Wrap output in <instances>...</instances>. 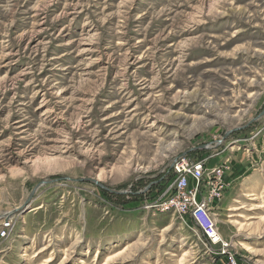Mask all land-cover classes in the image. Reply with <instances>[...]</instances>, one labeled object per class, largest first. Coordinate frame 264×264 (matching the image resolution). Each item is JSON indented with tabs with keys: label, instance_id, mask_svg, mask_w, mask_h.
<instances>
[{
	"label": "rangeland",
	"instance_id": "1",
	"mask_svg": "<svg viewBox=\"0 0 264 264\" xmlns=\"http://www.w3.org/2000/svg\"><path fill=\"white\" fill-rule=\"evenodd\" d=\"M182 153L264 264V0H0V264H214L161 205Z\"/></svg>",
	"mask_w": 264,
	"mask_h": 264
},
{
	"label": "built area",
	"instance_id": "2",
	"mask_svg": "<svg viewBox=\"0 0 264 264\" xmlns=\"http://www.w3.org/2000/svg\"><path fill=\"white\" fill-rule=\"evenodd\" d=\"M168 168L172 179L165 190V200H161L164 210H172L175 214L187 216L194 221L203 234L206 245L217 248L215 254L219 256H215L217 258L214 264H241L238 256L232 252L233 245L222 238L214 220L213 204L221 198L224 187V184L220 183L221 167L217 166L210 172L206 156L182 153L171 160ZM218 175L220 176L217 178ZM157 204L149 201L151 209L155 210ZM13 229L14 223L10 217L2 219L0 247L1 242L11 236Z\"/></svg>",
	"mask_w": 264,
	"mask_h": 264
},
{
	"label": "water",
	"instance_id": "3",
	"mask_svg": "<svg viewBox=\"0 0 264 264\" xmlns=\"http://www.w3.org/2000/svg\"><path fill=\"white\" fill-rule=\"evenodd\" d=\"M93 181L99 185H102L98 180L93 179Z\"/></svg>",
	"mask_w": 264,
	"mask_h": 264
}]
</instances>
